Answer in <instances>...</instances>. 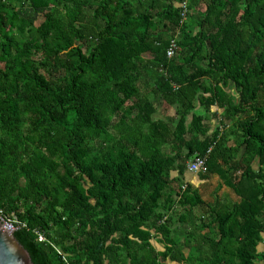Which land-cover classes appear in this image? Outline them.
<instances>
[{
	"label": "trees",
	"instance_id": "16d2710c",
	"mask_svg": "<svg viewBox=\"0 0 264 264\" xmlns=\"http://www.w3.org/2000/svg\"><path fill=\"white\" fill-rule=\"evenodd\" d=\"M196 154L238 199L177 215ZM0 206L32 264L262 261L264 0H0Z\"/></svg>",
	"mask_w": 264,
	"mask_h": 264
},
{
	"label": "crops",
	"instance_id": "0c3cea01",
	"mask_svg": "<svg viewBox=\"0 0 264 264\" xmlns=\"http://www.w3.org/2000/svg\"><path fill=\"white\" fill-rule=\"evenodd\" d=\"M156 102L157 117L176 121L175 107L170 106L164 109L163 104L160 103L157 96L153 97ZM194 112L204 116V123L207 124L209 130L208 133L211 134L217 127L218 117L222 114V109L214 105L210 108V111L203 110L201 105L196 102ZM190 121V117H188ZM186 160L182 168H176L171 170L170 178L172 180V185L177 186L179 190L187 192V201L183 205L177 204L174 208L177 211V215L184 213L190 215L192 212L195 214L202 213L199 206L195 203L197 198H200L206 204H215L219 201L232 203L238 199L234 191L226 184L224 180L220 178L217 173L211 174L210 176H205L204 173H192L187 170ZM254 168L257 166L254 164ZM174 180V181H173ZM192 198V199H190ZM196 199V201H193ZM176 201L177 198L175 199ZM178 203V202H176ZM199 212V213H198ZM157 250H162V245L152 242ZM259 250H264L263 245H259ZM257 264H264V259L257 262Z\"/></svg>",
	"mask_w": 264,
	"mask_h": 264
},
{
	"label": "water",
	"instance_id": "95a60500",
	"mask_svg": "<svg viewBox=\"0 0 264 264\" xmlns=\"http://www.w3.org/2000/svg\"><path fill=\"white\" fill-rule=\"evenodd\" d=\"M0 264H32L29 252L0 222Z\"/></svg>",
	"mask_w": 264,
	"mask_h": 264
},
{
	"label": "built area",
	"instance_id": "2783aa9c",
	"mask_svg": "<svg viewBox=\"0 0 264 264\" xmlns=\"http://www.w3.org/2000/svg\"><path fill=\"white\" fill-rule=\"evenodd\" d=\"M176 48H177L176 42L174 39H172L167 48L166 56L168 58L172 57L175 53ZM206 158L207 157L204 155L203 156L199 154L194 155L193 158L186 163L187 170L194 174L206 172L207 171ZM0 222L13 233L18 229L25 227L24 223L19 222L11 218L10 216L6 215L1 206H0ZM35 233L37 235L38 241L45 240V236L41 232L36 231Z\"/></svg>",
	"mask_w": 264,
	"mask_h": 264
},
{
	"label": "rangeland",
	"instance_id": "374dc122",
	"mask_svg": "<svg viewBox=\"0 0 264 264\" xmlns=\"http://www.w3.org/2000/svg\"><path fill=\"white\" fill-rule=\"evenodd\" d=\"M39 20H40V19H38V21H37L36 23H38V22H39Z\"/></svg>",
	"mask_w": 264,
	"mask_h": 264
}]
</instances>
